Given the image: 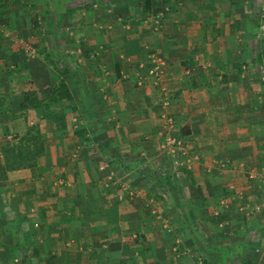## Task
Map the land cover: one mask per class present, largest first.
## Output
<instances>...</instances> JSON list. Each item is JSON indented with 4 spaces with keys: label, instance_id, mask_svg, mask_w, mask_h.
I'll return each instance as SVG.
<instances>
[{
    "label": "crops",
    "instance_id": "1",
    "mask_svg": "<svg viewBox=\"0 0 264 264\" xmlns=\"http://www.w3.org/2000/svg\"><path fill=\"white\" fill-rule=\"evenodd\" d=\"M0 2L3 11L0 14L3 17L0 34L1 132L5 129L3 121L5 124L11 119L15 121L19 114V92L16 90L20 84L29 78L36 88H43L42 82L33 77L38 76L36 72L42 75L49 72L50 67L35 61L24 62L18 45L12 43V37L19 35V26L24 21L19 19V9L14 5V2L19 5V0ZM71 3L68 2L67 6L70 15L72 10L76 11L69 6ZM143 4L145 10L151 9L153 13L164 8L160 27L148 26V29L142 20L138 21L139 18L131 14ZM121 5L118 7L119 13L123 12L121 18L112 17L104 6L94 18L90 15L78 20L80 30L75 40L79 39L82 47L93 41L94 49L100 51L96 54L102 55V60L99 63L91 61L85 49L80 51V56H85L82 64L74 68L65 65L54 75V79H59L54 85L64 83L72 103L85 101L82 104L85 111L82 112L81 102H77L82 122L78 136L80 142L77 144L74 133L71 137L67 129L55 127L51 132L59 135V140L48 149L65 152L64 158L70 166L83 165L86 170L81 174L87 182L88 179L93 181L97 171L93 170L96 164L92 165L90 160L92 151L102 155L120 150L135 151V154L140 151L164 154L166 151L160 144L172 136L184 143L191 158V164L187 165L190 181L204 185L202 198L215 200L219 197L217 194H225L239 200L235 191L239 184L246 209L250 206L251 212L263 216L264 96L257 65L259 61L260 64L264 62V52L256 53L255 47L249 48L247 40L250 36L245 26L247 28L248 23L255 29V24L264 23V19L249 18L247 10L250 11L249 6L252 5H248L246 0H142L138 7L132 0H126ZM97 24L102 28L94 30L92 27ZM129 27L131 29L127 31ZM65 47L73 54L70 46L66 44ZM151 55L163 61L158 77L150 73L154 68ZM48 75L51 76L50 73ZM39 94L42 95L41 92ZM14 96L15 101L9 104L8 100H13ZM87 105H91L90 111L94 107V111L87 114ZM35 111L29 109L27 113ZM119 127L122 128L120 134L114 132ZM133 134L136 141L130 146ZM66 140L71 143H66ZM3 146L1 141L2 181H9L14 190L15 183L19 186L20 173L26 177L25 185L32 187L29 193L22 192L19 196L18 191L9 200L17 205L18 210L20 197L26 198L29 194L33 201H40V191L33 187L34 180L39 182V172L35 171L40 164L21 172L19 168L9 170L3 163ZM76 150L80 153L78 157L73 154ZM55 157L57 159L58 156ZM181 170L183 172L179 175L184 178L186 169ZM52 173L53 176L58 174ZM65 177L68 174L65 173ZM92 183L99 184L97 180ZM220 186L224 187V193H217ZM89 199L104 201L107 197L106 193L99 192ZM3 221L8 223V220ZM8 225H0V241L1 232ZM17 245L18 242L14 248L18 250ZM15 254L0 242V264H13L18 258Z\"/></svg>",
    "mask_w": 264,
    "mask_h": 264
},
{
    "label": "rangeland",
    "instance_id": "2",
    "mask_svg": "<svg viewBox=\"0 0 264 264\" xmlns=\"http://www.w3.org/2000/svg\"><path fill=\"white\" fill-rule=\"evenodd\" d=\"M10 1L14 2L5 0V3ZM123 1L126 0H19V5L14 2L19 9V19L24 21L19 26V35L12 37V43L18 45L25 63L35 61L50 68L49 72L43 75L36 72L38 76L33 77L42 82L44 89L36 88L29 78L20 84L16 90L19 92L17 119L8 120L7 124L3 121L5 129L0 132L3 145H12L15 137L23 140L29 132L37 131L44 144V153L34 163L35 166L40 164L35 171L39 172V182L33 181V187L40 191V201H33L29 194L26 198L20 197L18 210L9 198L18 191L19 196L22 192L29 193L32 187L23 182L26 179L24 174L19 173V186L15 183L14 190L13 184L9 185V181H2L0 177V225L9 224L1 232L0 242L18 256L13 264H264V215L251 212L250 206L246 209L239 184L235 190L239 200L225 194H217L219 197L215 200L202 198L204 185L191 183L187 168L191 158L181 140L168 136L160 144L166 153L158 152L156 155L143 151L135 154L131 150L103 155L92 151L90 160L92 165L96 164L93 170L97 171L93 181L87 178L86 182L81 174L86 170L83 165L70 166L64 158L65 152L48 149L59 140V135L51 132L55 127L67 129L70 136L74 133L77 144L80 142L78 136L82 122L77 102L82 105L85 101L75 104L70 99L52 102L47 109H36L30 114L20 109L23 94L32 90L41 92L45 100L51 99L52 86L59 80L54 79V75L65 65L74 68L82 64L85 56H80V51L86 49L91 61L101 62L102 55L96 54L100 51L94 49L93 41L82 47L79 39L75 40L80 30L78 20L90 15L94 18L104 6L112 17L121 18L123 12L119 13L118 7ZM132 1L138 7L142 0ZM246 1L252 5L247 15L258 20L264 9V0ZM68 2H72L70 7L76 8L71 15ZM162 10L163 7L156 13ZM156 13L151 9L145 10L143 4L131 14L149 29L148 26L160 27L162 20L155 25L151 18ZM2 21L1 15L0 34ZM133 25L137 26L136 23ZM97 26L92 28H102L99 24ZM255 26V29L248 23L247 28L245 26L250 36L247 42L249 48L255 47L254 52L262 54L264 23H256ZM66 44L74 50L73 54L65 47ZM75 75L78 77L77 73ZM262 91L263 95L264 84ZM13 101L15 96L8 100L9 104ZM90 106L87 105V114L94 111V107L90 111ZM53 117L55 119H50ZM115 130L122 133L120 127ZM131 137L130 146L136 141L134 134ZM73 154L78 157L80 153L76 150ZM2 159L5 165L4 156ZM31 167L19 168V171ZM182 168L186 169L184 178L179 175ZM64 172L68 174L67 178ZM50 173L58 174L53 176ZM95 180L99 184L92 183ZM99 192L106 193L107 199H89ZM224 192V187L220 186L217 193ZM3 220H8V223ZM17 242L18 250L14 248Z\"/></svg>",
    "mask_w": 264,
    "mask_h": 264
},
{
    "label": "trees",
    "instance_id": "3",
    "mask_svg": "<svg viewBox=\"0 0 264 264\" xmlns=\"http://www.w3.org/2000/svg\"><path fill=\"white\" fill-rule=\"evenodd\" d=\"M31 89H34V87ZM50 96L51 99L45 100L35 90L24 93L20 100V109L22 111H27L29 109L44 110L47 109L52 102L70 99L69 91L64 83H59L58 87H54ZM2 153L6 168L9 170L14 168H26L33 166L37 157L44 153V144L37 131L29 132L23 140L15 137L12 145L8 143L5 144L2 147Z\"/></svg>",
    "mask_w": 264,
    "mask_h": 264
},
{
    "label": "built area",
    "instance_id": "4",
    "mask_svg": "<svg viewBox=\"0 0 264 264\" xmlns=\"http://www.w3.org/2000/svg\"><path fill=\"white\" fill-rule=\"evenodd\" d=\"M262 10L263 11L259 17L261 20L264 19V9H262ZM163 16H164V13L162 11H160V12L156 13L155 15H153L151 18L153 19V22L155 23V25H159L161 20L163 19ZM263 33H264V30H263ZM150 61L154 65V68L150 71V73L153 76L158 77L160 72H161V68L163 67V61L159 57H157L156 55H151ZM257 72H258V77H259L260 81L264 84V62L257 67ZM263 96H264V94H263Z\"/></svg>",
    "mask_w": 264,
    "mask_h": 264
}]
</instances>
